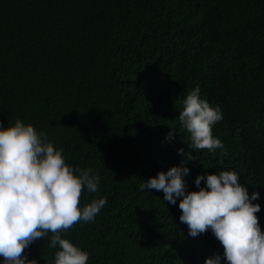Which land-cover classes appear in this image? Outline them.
<instances>
[{
  "label": "trees",
  "instance_id": "16d2710c",
  "mask_svg": "<svg viewBox=\"0 0 264 264\" xmlns=\"http://www.w3.org/2000/svg\"><path fill=\"white\" fill-rule=\"evenodd\" d=\"M196 85L223 112L214 151L190 149L179 121ZM17 118L74 169L99 173L80 203H107L62 233L87 264H204L217 252L228 264L211 229L188 235L180 198L141 185L184 159L183 147L195 157L187 190L197 174L235 169L260 193L264 230V0H0V121ZM50 236L25 249L29 259L51 264Z\"/></svg>",
  "mask_w": 264,
  "mask_h": 264
},
{
  "label": "clouds",
  "instance_id": "9594fccd",
  "mask_svg": "<svg viewBox=\"0 0 264 264\" xmlns=\"http://www.w3.org/2000/svg\"><path fill=\"white\" fill-rule=\"evenodd\" d=\"M200 93L199 85L187 93L178 117L190 133V149L214 151L223 147L213 135V125L223 112ZM177 129L171 126L165 139L173 140ZM178 153L184 159L159 170L141 187L162 190L163 199L171 204L180 198L179 221L187 224L188 235L211 229L228 264H264V230L257 215L261 204L254 202L260 193L250 195L235 169L197 174V188L187 190L188 160L195 157L183 147ZM99 180V173L91 168L74 169L63 148L31 122L17 118L5 126L0 121V264H39L37 258H28L25 249L49 233L48 246L56 249L51 264H87L89 252L62 233L78 221L95 219L105 206L104 196L80 203L82 191L96 192ZM204 264H224L221 253L206 257Z\"/></svg>",
  "mask_w": 264,
  "mask_h": 264
}]
</instances>
